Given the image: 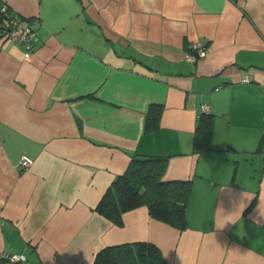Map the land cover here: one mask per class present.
Listing matches in <instances>:
<instances>
[{
  "label": "crops",
  "instance_id": "1",
  "mask_svg": "<svg viewBox=\"0 0 264 264\" xmlns=\"http://www.w3.org/2000/svg\"><path fill=\"white\" fill-rule=\"evenodd\" d=\"M0 4L38 34L0 37V264H92L137 240L170 264H264V0ZM133 155L189 182L185 227L146 205L119 223L96 210Z\"/></svg>",
  "mask_w": 264,
  "mask_h": 264
},
{
  "label": "trees",
  "instance_id": "2",
  "mask_svg": "<svg viewBox=\"0 0 264 264\" xmlns=\"http://www.w3.org/2000/svg\"><path fill=\"white\" fill-rule=\"evenodd\" d=\"M160 103H149L146 109V129L156 126ZM210 119L198 127L196 146L207 148L210 142ZM166 158L162 156L133 155L126 169L108 186L96 210L115 223L124 211L146 205L152 216L174 226L186 225V202L190 184L187 180L163 178ZM92 264H170L160 248L150 242L137 240L102 247Z\"/></svg>",
  "mask_w": 264,
  "mask_h": 264
},
{
  "label": "built area",
  "instance_id": "3",
  "mask_svg": "<svg viewBox=\"0 0 264 264\" xmlns=\"http://www.w3.org/2000/svg\"><path fill=\"white\" fill-rule=\"evenodd\" d=\"M37 18H32L27 23H22L18 17L13 15L6 4H0V37L9 39L13 42H34L38 39L37 31L34 23ZM205 49L199 47V55H203ZM206 109L205 105H202ZM33 162V159L27 155H22L20 164L23 167H28ZM8 261L13 264H25L26 256L24 252H15L7 255Z\"/></svg>",
  "mask_w": 264,
  "mask_h": 264
},
{
  "label": "clouds",
  "instance_id": "4",
  "mask_svg": "<svg viewBox=\"0 0 264 264\" xmlns=\"http://www.w3.org/2000/svg\"><path fill=\"white\" fill-rule=\"evenodd\" d=\"M228 222H231V221H228Z\"/></svg>",
  "mask_w": 264,
  "mask_h": 264
}]
</instances>
